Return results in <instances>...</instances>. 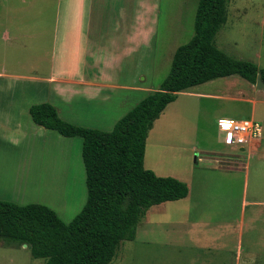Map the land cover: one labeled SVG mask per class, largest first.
<instances>
[{
  "label": "rangeland",
  "instance_id": "obj_1",
  "mask_svg": "<svg viewBox=\"0 0 264 264\" xmlns=\"http://www.w3.org/2000/svg\"><path fill=\"white\" fill-rule=\"evenodd\" d=\"M151 1V35L137 46L129 72L123 71L142 90L129 94L123 105L114 97L115 104L98 110L84 98L65 103L52 86L36 79L50 73L47 31L61 0H0V89L16 91L0 94V101H8L0 104L1 200L43 204L65 223L79 213L86 199L82 139L34 124L28 108L50 103L70 123L111 130L158 89L175 49L193 34L198 0ZM226 1V21L215 46L234 59L264 67V0ZM140 2L133 0L131 6ZM244 119L261 127L258 150H247L255 148V140L239 146L220 141L219 121ZM143 166L184 182L188 194L150 207L134 239L122 241L109 264H264L263 91L231 75L177 93L147 133ZM43 263L23 245L0 238V264Z\"/></svg>",
  "mask_w": 264,
  "mask_h": 264
},
{
  "label": "trees",
  "instance_id": "obj_2",
  "mask_svg": "<svg viewBox=\"0 0 264 264\" xmlns=\"http://www.w3.org/2000/svg\"><path fill=\"white\" fill-rule=\"evenodd\" d=\"M226 3L197 1L193 34L175 49L166 77L111 130L62 120L46 102L30 106L34 124L63 137L82 139L86 199L68 223L43 204L0 200V238L26 244L30 256L43 259V264H109L120 243L134 239L136 226L150 207L187 196L184 182L158 176L143 166L145 140L152 123L177 93L190 87L231 75L254 85L257 73L264 82V67L234 59L214 44L226 21Z\"/></svg>",
  "mask_w": 264,
  "mask_h": 264
},
{
  "label": "crops",
  "instance_id": "obj_3",
  "mask_svg": "<svg viewBox=\"0 0 264 264\" xmlns=\"http://www.w3.org/2000/svg\"><path fill=\"white\" fill-rule=\"evenodd\" d=\"M124 1V5L114 6L113 0H61L55 8V23L47 31L52 42L50 73L36 79L52 86L65 103L79 97L105 110L115 104L114 97L120 98L117 105H123L129 94L142 90L123 71L129 72L135 53H139L137 46L151 35L155 15L151 9L155 10V5L151 0H142L133 8V0ZM9 93L15 95L16 91L0 89L1 95ZM257 139L255 148H247L248 152L261 147L262 140Z\"/></svg>",
  "mask_w": 264,
  "mask_h": 264
},
{
  "label": "built area",
  "instance_id": "obj_4",
  "mask_svg": "<svg viewBox=\"0 0 264 264\" xmlns=\"http://www.w3.org/2000/svg\"><path fill=\"white\" fill-rule=\"evenodd\" d=\"M220 141L225 145H243L261 135V127L253 120H221L218 124Z\"/></svg>",
  "mask_w": 264,
  "mask_h": 264
},
{
  "label": "water",
  "instance_id": "obj_5",
  "mask_svg": "<svg viewBox=\"0 0 264 264\" xmlns=\"http://www.w3.org/2000/svg\"><path fill=\"white\" fill-rule=\"evenodd\" d=\"M254 87L257 90H261L264 92V82L261 79V76L259 73L256 74V79H255V83H254ZM24 247H26V244H23Z\"/></svg>",
  "mask_w": 264,
  "mask_h": 264
}]
</instances>
